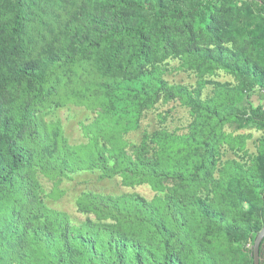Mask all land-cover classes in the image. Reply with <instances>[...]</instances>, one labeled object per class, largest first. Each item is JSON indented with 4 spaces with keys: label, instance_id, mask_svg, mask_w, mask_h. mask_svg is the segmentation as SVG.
Here are the masks:
<instances>
[{
    "label": "trees",
    "instance_id": "1",
    "mask_svg": "<svg viewBox=\"0 0 264 264\" xmlns=\"http://www.w3.org/2000/svg\"><path fill=\"white\" fill-rule=\"evenodd\" d=\"M237 1L0 0V264H189L186 259L193 253L184 244L189 240L190 218L198 222L197 235L202 234L206 242H253L264 225V144L253 165L232 160L228 164L234 173L219 179L215 171L224 125L234 117L264 129V104L220 109L194 103L184 93L197 113L188 139L181 143L167 133H157L153 157L125 160L124 168L119 164L120 170L137 175L154 189L162 187L163 178L178 183L169 188L179 205H167L168 223L152 221L161 255L116 226L91 221L70 224L65 213L36 200L33 177L46 161L40 153L46 134L36 123L35 112L53 95H61V88L65 100L75 93L83 98L89 91H100L103 110L112 113L117 108L128 114L124 110L133 105L135 119L159 96L176 93V86L169 85L160 72V63L174 49L170 36L174 30L185 35L202 31L215 47H194L191 53L233 74L238 93L249 98L256 88L264 101V61L252 51L253 47L264 55V0H250L255 14L252 28L249 22L236 26L241 13ZM213 7L217 13L207 14ZM224 15L230 19L225 21ZM234 27L235 39L248 36L251 47L244 53L232 40ZM229 41L232 50L221 45ZM87 61L94 62V73L80 75L76 69ZM79 82L77 92L69 86ZM10 89L30 94V104L10 108L6 100ZM97 161L107 169L102 155ZM134 201L148 208L143 199ZM79 208L115 219L136 218L115 199L99 194L85 195ZM247 252L253 264L251 248ZM263 255L264 239L260 258Z\"/></svg>",
    "mask_w": 264,
    "mask_h": 264
},
{
    "label": "rangeland",
    "instance_id": "2",
    "mask_svg": "<svg viewBox=\"0 0 264 264\" xmlns=\"http://www.w3.org/2000/svg\"><path fill=\"white\" fill-rule=\"evenodd\" d=\"M237 6L240 7L241 13L236 26L249 22V27H254L255 22L251 19L255 14L250 10V0H238ZM206 12L209 15L217 13L214 7ZM227 19H230V16L224 15V20ZM236 28L234 27L231 37L239 45L238 49L244 53L251 47L248 45V36L235 39ZM170 36L174 49L170 50L167 59L160 63V72L169 85L176 86V93L169 97L159 96L151 106L141 110L137 119L133 118V111H136L133 105L124 110L131 112L128 114L119 113L117 108L112 113L103 110L100 100L104 96L100 91H89L87 99V95L79 98L75 93L71 95L72 99L65 100L61 99L64 94L62 88L61 95H53L45 105L38 103L36 106L40 105V108L35 112L36 123L46 134L40 145V153L46 161L41 168L35 169L33 176L36 183V200L53 211L65 213L72 225L79 226L91 221L126 230L135 240L145 241L156 248L160 255L158 238L153 237L151 232L152 221L162 219L168 223L167 205H179L176 199L171 197L169 188L177 186L178 183L175 179L163 178L162 187L154 189L149 182L137 175L120 170L119 164L124 168L122 163H125V160L153 157L154 150L157 149V133H167L181 143L188 139L187 136L192 132L191 123L197 113L194 107L187 103L184 93L190 94L194 103L202 101L203 104L215 105L220 109L224 106L242 109L264 104V101L259 99L256 88L247 98L245 93H238L237 80L233 74L214 68L191 53L194 47H215L202 31L195 35H185L174 30ZM221 45L233 49L230 41L221 42ZM252 51L260 62L264 61V55L260 51L253 47ZM94 68V62L87 61L80 64L76 71L82 75V72L94 73ZM73 78L77 77L71 79ZM69 86L77 92L82 83L74 86L71 83ZM68 90L74 92L70 88ZM31 98L30 94L27 95L19 89L6 92L10 108L21 109ZM223 132L224 138L218 147L216 179L221 178L223 174L227 177L228 172L234 173L235 170L228 164L232 160L245 166L253 165L258 151L264 144V129L256 122L240 123L232 117L224 125ZM100 155L103 156L106 170L97 163ZM230 178L237 182L235 177ZM9 193L11 197H16V192ZM87 194L113 198L120 206L133 212L136 218L115 219L82 211L79 205L84 202ZM137 198L143 199L148 208L134 201ZM189 214L190 211L186 216ZM186 227L189 228V240L185 241L184 247L188 246V252L193 253V257L186 259L189 264H250L247 249L252 248L253 242L231 239L206 242L200 238L202 234L197 235L200 227L198 222L190 218ZM229 244L231 246L228 248ZM260 264H264V255Z\"/></svg>",
    "mask_w": 264,
    "mask_h": 264
},
{
    "label": "water",
    "instance_id": "3",
    "mask_svg": "<svg viewBox=\"0 0 264 264\" xmlns=\"http://www.w3.org/2000/svg\"><path fill=\"white\" fill-rule=\"evenodd\" d=\"M264 239V225L262 228L257 232L253 243H252V260L253 264H260L261 258H260V247L262 240Z\"/></svg>",
    "mask_w": 264,
    "mask_h": 264
}]
</instances>
